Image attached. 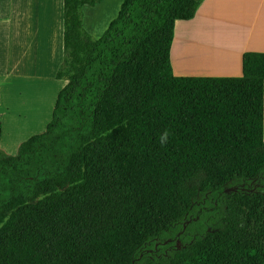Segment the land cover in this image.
I'll return each mask as SVG.
<instances>
[{
	"label": "trees",
	"instance_id": "trees-1",
	"mask_svg": "<svg viewBox=\"0 0 264 264\" xmlns=\"http://www.w3.org/2000/svg\"><path fill=\"white\" fill-rule=\"evenodd\" d=\"M102 2L64 0L52 119L0 151V264H264V56L175 78L202 0H123L96 38Z\"/></svg>",
	"mask_w": 264,
	"mask_h": 264
},
{
	"label": "crops",
	"instance_id": "crops-1",
	"mask_svg": "<svg viewBox=\"0 0 264 264\" xmlns=\"http://www.w3.org/2000/svg\"><path fill=\"white\" fill-rule=\"evenodd\" d=\"M43 1L45 9L43 14L49 16V21L46 20L40 23V27L37 29L55 31L58 37L55 40L51 37L48 44V53L44 58L39 56V63H36V57L39 55L36 46L28 49L27 54L23 53L19 58V63L13 67L12 75H18L19 69L22 68L23 76L31 77L36 81L46 84L44 96L31 100L26 98H9L8 94L5 93L7 78L5 80L0 79V148L8 155H16L19 146L23 142L46 130L52 119L53 109L57 100L56 97H58L59 92L65 86L63 81L55 78L58 68L63 61L61 52L64 48V0H62V12L61 10L58 11L57 3L54 2L55 0ZM107 1L103 0L97 6H104ZM121 1L123 2V0ZM247 1L253 3L254 14L252 23L243 34L236 33L234 31L235 25L229 24L227 33L225 36H220L219 40L203 36L209 25L207 21L210 24L216 23L213 20V9L223 5L224 0L204 1L193 19L178 20L176 22L175 27L180 21L193 23L190 26L193 33H188L192 37L184 40H181L179 37L177 66H173L171 62L172 74L175 78H249L246 72L247 57L249 55L264 56V0ZM15 9V0H10L8 4L9 12L3 16L14 15ZM8 25L9 23L5 27ZM61 33L62 36H60ZM190 46L194 47L192 61L188 60ZM213 47L218 49L215 55L204 56L202 54V49ZM220 56L222 58L219 64ZM235 70H239V73L234 72ZM50 84L55 86L54 91Z\"/></svg>",
	"mask_w": 264,
	"mask_h": 264
},
{
	"label": "rangeland",
	"instance_id": "rangeland-1",
	"mask_svg": "<svg viewBox=\"0 0 264 264\" xmlns=\"http://www.w3.org/2000/svg\"><path fill=\"white\" fill-rule=\"evenodd\" d=\"M10 0H0V79L6 80L5 93L13 99H37L44 96L45 85L28 76H23L22 68L18 75H12L13 67L19 63V58L23 53H28V49L36 46L39 56L45 57L48 53V44L51 37L57 39V32L37 29L40 23L48 20L49 16L44 15L43 0H15L16 9L14 15H5L8 11ZM211 0H202L203 2ZM58 11L62 12V0H55ZM121 0H108L104 6L84 8L85 28L96 38H100L111 21L117 17L121 8ZM213 20L216 23L209 24L203 36L213 40H219L220 36H225L229 24L235 25V32L243 34L253 21V3L247 0H224V4L213 9ZM3 16V17H1ZM9 25L5 27V25ZM193 23L180 21L174 27V41L171 46V62L177 66V48L179 37L181 40L192 37L190 26ZM62 36V33L61 35ZM64 46V45H63ZM64 51V48H63ZM63 51L61 56L63 57ZM218 52L213 47L210 56ZM40 61V60H39ZM39 63V62H37ZM25 71H27L25 69ZM234 72L239 73V70ZM27 74V72H25ZM182 78V77H180ZM55 80V78H54ZM53 91L55 86L50 84ZM53 98V96H52ZM57 98V97H56ZM3 149L0 148V151Z\"/></svg>",
	"mask_w": 264,
	"mask_h": 264
},
{
	"label": "bare ground",
	"instance_id": "bare-ground-1",
	"mask_svg": "<svg viewBox=\"0 0 264 264\" xmlns=\"http://www.w3.org/2000/svg\"><path fill=\"white\" fill-rule=\"evenodd\" d=\"M212 50H213V48H204V49L201 50V52H202V54H203L204 56H210L211 53H212ZM193 54H194V47H193V46H190V47H189V50H188V60H189V61H192V59H193ZM221 58H222V57L220 56V57H219V64H220ZM34 59H35V58H34ZM36 59H37V62H39V55H37ZM225 61H226V58H225ZM37 62H36V63H37Z\"/></svg>",
	"mask_w": 264,
	"mask_h": 264
},
{
	"label": "clouds",
	"instance_id": "clouds-1",
	"mask_svg": "<svg viewBox=\"0 0 264 264\" xmlns=\"http://www.w3.org/2000/svg\"><path fill=\"white\" fill-rule=\"evenodd\" d=\"M166 138H167V134H165V136L162 137V142H163L164 140H166Z\"/></svg>",
	"mask_w": 264,
	"mask_h": 264
}]
</instances>
